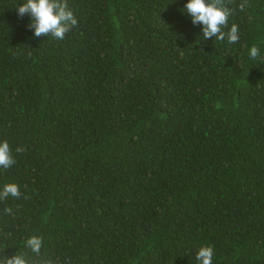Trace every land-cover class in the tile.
<instances>
[{
    "label": "trees",
    "instance_id": "obj_1",
    "mask_svg": "<svg viewBox=\"0 0 264 264\" xmlns=\"http://www.w3.org/2000/svg\"><path fill=\"white\" fill-rule=\"evenodd\" d=\"M22 2L0 0V191L21 193L0 201V258L199 264L210 245L264 264V0L228 3L236 43L205 39L188 0H67L62 40Z\"/></svg>",
    "mask_w": 264,
    "mask_h": 264
},
{
    "label": "clouds",
    "instance_id": "obj_2",
    "mask_svg": "<svg viewBox=\"0 0 264 264\" xmlns=\"http://www.w3.org/2000/svg\"><path fill=\"white\" fill-rule=\"evenodd\" d=\"M231 0H188L184 9L190 15L193 24L202 25V35L205 39L214 37L216 40L228 43L239 41L238 25L233 23L229 27V17L235 9L228 7ZM248 6V0H241L238 4L240 11ZM17 14L20 17L30 16L29 27L33 29L35 37L51 36L54 39L62 40L78 23L73 12L69 9L67 0H23L17 7ZM251 19V17L249 18ZM227 29V31H225ZM249 55L256 58L259 55V48L253 45L249 49ZM24 149L17 147L16 151ZM15 163L11 149L7 141L0 142V168L8 169ZM21 195L19 186L15 183H8L0 191V201L12 196L19 198ZM5 213H11V208H5ZM43 245L40 236L33 235L25 241V246L37 255ZM214 249L212 246H202L196 253L199 264H213ZM0 264H29L24 254H14L11 257L2 256ZM43 264H53L51 260H45Z\"/></svg>",
    "mask_w": 264,
    "mask_h": 264
}]
</instances>
